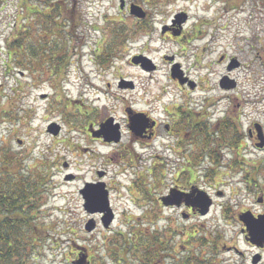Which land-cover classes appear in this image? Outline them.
I'll return each instance as SVG.
<instances>
[{
	"label": "rangeland",
	"instance_id": "obj_1",
	"mask_svg": "<svg viewBox=\"0 0 264 264\" xmlns=\"http://www.w3.org/2000/svg\"><path fill=\"white\" fill-rule=\"evenodd\" d=\"M125 2L123 9L120 0L58 2L66 7L62 14L52 13L45 21L44 4L34 9L39 15L31 19L29 3L0 0V110L4 116L0 119V166L19 170L28 180L44 179L37 215L48 229L47 238L29 262L140 264L133 247L123 244L133 240L134 234L140 235L139 240L155 234L167 241L170 253L160 264H182L188 251L207 264H251L255 251L239 238L229 240L236 232L232 213L244 205L255 206L256 198L243 185L245 171L228 172V160H223L218 171L227 176L218 179V171L206 177L207 165H202L193 186L215 197L206 216L197 212L186 216L180 201L171 202L177 208L161 206L158 199L167 187L161 191L159 180L172 178L174 165L160 161L163 147L158 142H133L126 127V110L162 121L165 107L185 101L194 108L191 103L197 98L217 105L219 96L228 95L225 103L230 101L233 117L237 107L244 126L253 119L264 126V0ZM130 3L139 5L145 16L131 14ZM178 14L185 15L180 26L172 23ZM70 25H74L72 32ZM170 27L173 29L168 31ZM17 30L23 32L24 44L30 41L26 42L29 31L30 45L45 50L36 60L35 71L27 65L31 57L25 47L16 60L24 67H17V56L13 60L8 54L7 43ZM185 38L189 39L186 43ZM138 55L155 65V70L141 67L144 71L132 63ZM220 55L242 64L233 71L239 86L223 95L216 84L225 72L224 64L217 62ZM64 59L67 66L58 72ZM174 64L199 82V95L179 90L176 78L170 77ZM219 105L223 109V102ZM110 119L108 125L119 126L121 139L104 143L93 137ZM247 151L250 158L264 156L251 146ZM4 159L16 161V165L11 168ZM153 162L158 170L149 173ZM255 180H261L260 174ZM100 182L114 213L106 228L100 213L85 210L80 192L85 184ZM232 187L236 188L234 194ZM218 190L224 192L222 197L217 198ZM221 203L231 210L222 213ZM181 215L188 221L181 220ZM220 234L228 237L222 239ZM222 240L226 246L239 245L243 255L220 248Z\"/></svg>",
	"mask_w": 264,
	"mask_h": 264
},
{
	"label": "flooded vegetation",
	"instance_id": "obj_2",
	"mask_svg": "<svg viewBox=\"0 0 264 264\" xmlns=\"http://www.w3.org/2000/svg\"><path fill=\"white\" fill-rule=\"evenodd\" d=\"M172 29L170 27L168 31ZM180 35H182V30ZM183 41L186 43L189 39L185 38ZM62 45L61 47L65 48L66 44L62 43ZM217 62L224 64L225 67V72L216 81L220 94L223 95L225 92H230L239 86L240 80L233 75V71L239 69L242 64L239 60L232 57L226 58L224 55H220L217 58ZM176 65L179 74L174 77L170 72V77L176 78L179 90L183 89L187 90L188 93H198L199 82L186 74L183 69H179L178 64ZM138 66L141 68V65L138 64ZM155 68L156 66L152 65L150 69L155 70ZM141 69L145 71V69ZM150 69H147L148 72ZM200 82L203 84L205 81ZM226 98H228V95L219 96V100L216 101L217 105L215 102L210 103V101L201 102L197 98L195 101H191V104L195 105L194 108L188 102H178L177 107L173 105V108L165 107L163 109L162 121H158L150 114L133 112L127 109L126 127L129 130V134L131 133L133 142L138 143L141 140L153 141L158 142L163 147L160 161L162 163L172 162L174 169H172V178L163 181V178L159 180L162 186V189L159 187L160 190L167 188L164 190L165 194L162 192L158 200L161 206H170L171 208L176 207L171 204L172 201L177 202V204L180 201V209L187 213L186 216L191 215L193 212H197L200 216H206L215 204L214 195L209 196L200 188L193 186L203 164L207 165L205 168L207 170L206 177H208L209 173L216 174L218 167L221 165L220 162L223 160H228L226 167L228 172L235 173L244 170L246 179L243 185L248 194L252 193L256 198L255 206L251 204L244 205L238 207V210L232 213L234 219L232 221L235 223L233 231L236 230V232L234 235L229 236V240L241 239V242L248 249L252 248L255 251L254 256L251 258V264H264V156L260 155L258 158L247 157V155H251L247 151L249 146L252 147L253 151L255 150L261 154L264 152V126L256 119L244 126L241 118L242 112L239 109L237 111L236 107L237 114L233 117V108L230 101L225 103ZM221 102L224 105L223 109L219 105ZM184 104L189 107L183 106ZM212 104L214 105L212 106ZM138 119L142 120L141 123L138 122ZM108 121L103 122L106 128L102 125L97 133L92 136L101 139L104 143L118 142L121 139V132L118 130L119 126L117 124L119 132L117 141L106 140V137H113L112 127H116L106 124L109 123ZM239 126L243 127L240 128ZM153 165L154 162L150 166V170H148L149 173H152L154 169L158 170V167ZM257 174H260V181L255 180ZM216 175L218 179H222L227 176V173L218 171ZM170 183L171 185H169ZM149 190L150 188L147 189V191ZM231 192L234 194L236 188L232 187ZM200 194L210 202L207 212L204 214L201 211L205 208V201L202 203V200H199ZM215 194L218 198L219 196L222 197L224 192L218 190ZM174 195L178 197L175 199ZM219 205H221L222 213L231 210L228 204L221 203ZM184 216L181 215V220L185 219ZM185 220L188 221V219ZM220 236L222 239L228 237L222 236V234ZM225 243L222 240V245L218 243V246L220 248L227 247L233 255H243V252L238 249L239 245L226 246ZM214 247L216 248L215 245Z\"/></svg>",
	"mask_w": 264,
	"mask_h": 264
},
{
	"label": "trees",
	"instance_id": "obj_3",
	"mask_svg": "<svg viewBox=\"0 0 264 264\" xmlns=\"http://www.w3.org/2000/svg\"><path fill=\"white\" fill-rule=\"evenodd\" d=\"M22 1L30 4H28V11L31 15V19L36 18L33 17V15H39L36 10H34L35 8L45 6L47 8L46 15L43 16V19L40 18L45 21L49 20L50 14L52 13V16H60V14H62L66 7L63 8L57 5L58 2H75V0ZM43 4L44 6H41ZM59 10L61 11L60 13ZM71 12H73V10H71ZM72 26L74 25H70L69 27L71 30L70 32H72ZM26 34L29 35L26 37V42L29 38L30 41L24 44V34L22 31L17 30L7 43V51L11 59L14 60V56H17L14 61L17 67H24L21 61L16 60L19 57V53H23L26 48L31 57L27 65L30 71H35L37 67L36 60L38 56H41L42 51L45 50L41 47L30 45V43H32L30 32L28 31ZM114 41L115 39L112 40V42ZM47 60L51 63L54 61L51 57H48ZM34 62L36 65H32ZM67 62V59L61 62V66L58 67V72H60L63 67L67 66ZM3 117L2 111L0 110V119ZM4 162L7 165L9 164V166L11 165V168L16 165V161L8 162L4 159ZM42 184H44V179L28 180L19 170H5L3 166H0V264H30V258L33 255L35 256V252L42 246V241L47 238L48 229L39 222L37 215L38 211H40L39 203L44 195L40 190ZM149 194V191H147V196H150ZM139 237V234H134L133 240H131L132 238L125 240L123 247L127 248L129 245L132 246L140 264H158L161 260L165 259L166 255L168 256L170 254L166 248L167 241L165 242L164 239L159 236L157 237L155 234L146 235L144 238H141V240H139ZM192 237V235L189 236V239ZM136 240H138L140 244H135L134 246L133 242ZM205 241L206 238L202 239V242ZM193 255L194 254L188 251L183 258L182 264H207L205 262L203 263L201 258L194 257ZM205 261L207 262L206 259Z\"/></svg>",
	"mask_w": 264,
	"mask_h": 264
},
{
	"label": "water",
	"instance_id": "obj_4",
	"mask_svg": "<svg viewBox=\"0 0 264 264\" xmlns=\"http://www.w3.org/2000/svg\"><path fill=\"white\" fill-rule=\"evenodd\" d=\"M124 6H125V0H120V6L119 7L122 9ZM129 12L131 14H135L137 17H144L145 16V12L143 11V9L139 5H136L135 3L129 4ZM184 20H185V15L184 14H178L176 16V19H174L172 21V23L180 26V23ZM164 30H165V27H163V31ZM169 59H170V57H169ZM131 61H132V63H135V64L140 63L141 66L145 69L151 68V65H149V63L146 61V59L141 55L134 56L131 59ZM171 74L174 77L178 76L179 73H178L176 64H174L172 66ZM141 121H142L141 119H138L139 123H141ZM108 122L109 123H107V124H110L112 122V120L110 119ZM49 130H50V126H49ZM57 131H58V129H56V132ZM56 132H54V134ZM112 135H113V137H111V138L106 137V140L107 141H111V140L117 141V139L119 137V132L117 130V126L114 128ZM80 192L84 196L83 198L85 200V202H84L85 210L90 214H94V213L102 214L101 222L105 228L108 227L109 223L113 220L114 213L109 206L108 192L106 189H104V183L103 182H100L98 184L87 183V184H85L84 190L82 189ZM199 200H202V203L205 201V203H204L205 208L201 211V213L204 214L205 212H207V209L209 207L210 202L207 201L206 198L205 199H199ZM80 263H81V261L76 262V264H80Z\"/></svg>",
	"mask_w": 264,
	"mask_h": 264
}]
</instances>
